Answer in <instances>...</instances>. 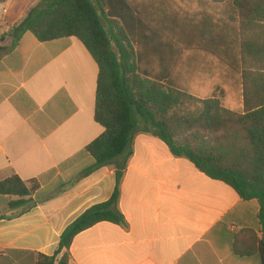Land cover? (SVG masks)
Segmentation results:
<instances>
[{
  "label": "crops",
  "instance_id": "crops-1",
  "mask_svg": "<svg viewBox=\"0 0 264 264\" xmlns=\"http://www.w3.org/2000/svg\"><path fill=\"white\" fill-rule=\"evenodd\" d=\"M40 1L0 0V181L17 175L40 185L32 209H12L16 198L0 196V264L55 255L65 230L112 198L119 170L114 211L124 222L80 233L69 264H264L258 201H244L153 135L139 132L129 157L93 170L86 149L105 131L95 121L96 61L75 37L42 43L27 32L12 50L4 38ZM128 2L147 68L163 77L165 54L177 53L163 79L178 69V83L196 84L202 96L224 91L234 106L232 64L242 45L252 67L264 56V0H242L244 10L235 0Z\"/></svg>",
  "mask_w": 264,
  "mask_h": 264
},
{
  "label": "trees",
  "instance_id": "trees-1",
  "mask_svg": "<svg viewBox=\"0 0 264 264\" xmlns=\"http://www.w3.org/2000/svg\"><path fill=\"white\" fill-rule=\"evenodd\" d=\"M241 1L235 0V5L244 10L248 5ZM135 23L128 0H41L4 38L12 39V50L27 32L42 43L75 37L96 61L95 121L105 131L86 149L95 160L93 170L129 157L139 132L151 134L173 156L224 182L244 201H258L264 238V56L261 66L254 68L242 45L232 64L238 84L233 103L239 106L230 107L224 91L202 96L196 84L178 83V69L175 79H163L173 71L177 53L165 54L168 67L163 77L160 70L147 68ZM122 174L117 172V187L109 201L93 206L65 230L55 255L30 253L36 264H69L71 246L80 233L102 222H124L114 211ZM39 188L37 181L13 175L0 181V196L16 198L9 204L12 209H32L35 203L29 198ZM259 243L264 259V243Z\"/></svg>",
  "mask_w": 264,
  "mask_h": 264
},
{
  "label": "built area",
  "instance_id": "built-area-1",
  "mask_svg": "<svg viewBox=\"0 0 264 264\" xmlns=\"http://www.w3.org/2000/svg\"><path fill=\"white\" fill-rule=\"evenodd\" d=\"M1 22H2V21L0 20V28H1Z\"/></svg>",
  "mask_w": 264,
  "mask_h": 264
},
{
  "label": "water",
  "instance_id": "water-1",
  "mask_svg": "<svg viewBox=\"0 0 264 264\" xmlns=\"http://www.w3.org/2000/svg\"><path fill=\"white\" fill-rule=\"evenodd\" d=\"M263 243H264V238H263Z\"/></svg>",
  "mask_w": 264,
  "mask_h": 264
}]
</instances>
